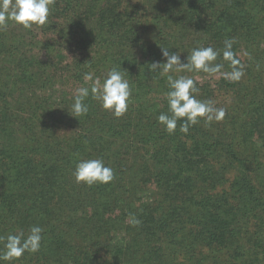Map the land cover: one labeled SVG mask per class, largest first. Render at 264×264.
Returning <instances> with one entry per match:
<instances>
[{"label":"trees","instance_id":"1","mask_svg":"<svg viewBox=\"0 0 264 264\" xmlns=\"http://www.w3.org/2000/svg\"><path fill=\"white\" fill-rule=\"evenodd\" d=\"M35 26L48 37L0 30V235L44 229L40 250L12 264H264V0H55ZM231 38L240 82L170 73L191 76L225 118L168 134L166 78L148 65L164 62L160 47L184 61ZM113 67L132 88L127 112L89 97L71 116L85 74ZM82 158L115 178L77 183Z\"/></svg>","mask_w":264,"mask_h":264},{"label":"clouds","instance_id":"2","mask_svg":"<svg viewBox=\"0 0 264 264\" xmlns=\"http://www.w3.org/2000/svg\"><path fill=\"white\" fill-rule=\"evenodd\" d=\"M55 0H0V30L7 28L9 23L20 25L25 29L33 25H44L48 21L50 5ZM235 38L226 39L223 49L211 46H198L191 49L185 60H181V51L170 52L169 48L160 47L164 62H151L150 72H156L166 78L168 91L165 93L167 112H160L157 122L168 134L177 130L187 134L189 129L201 121L206 127L214 122L222 121L226 116L225 107H217L213 100L197 98L199 89L196 81L187 75H172L170 73L203 72L209 76L221 75L229 82H240L245 76L246 66L237 58L232 50ZM227 62L230 70L224 71L223 63H216L218 57ZM247 55V54H246ZM259 69V65H257ZM85 81H92L90 86H82L75 90L68 112L73 117L87 115L89 105L87 98L91 97L99 103L102 109L111 112L116 118L122 117L128 110L132 88L121 70L116 67L109 69L106 75L94 79L92 73L84 76ZM73 176L77 183L87 186L108 184L115 178L114 170L105 164L103 158L80 159L76 162ZM133 226L140 224L133 218ZM44 229L33 225L27 232L19 230L7 235H0V264H12L25 253L35 254L41 248Z\"/></svg>","mask_w":264,"mask_h":264},{"label":"rangeland","instance_id":"3","mask_svg":"<svg viewBox=\"0 0 264 264\" xmlns=\"http://www.w3.org/2000/svg\"><path fill=\"white\" fill-rule=\"evenodd\" d=\"M26 32H28V34H25L28 38L30 37L32 39V36L34 35H37L38 36V39H45L47 38L48 36L47 35H44L41 31L40 28H38V26H35L33 25L31 28L27 29ZM50 36V34H49Z\"/></svg>","mask_w":264,"mask_h":264}]
</instances>
